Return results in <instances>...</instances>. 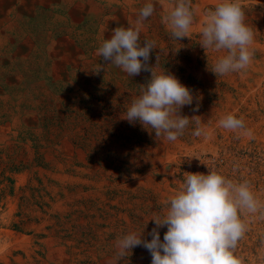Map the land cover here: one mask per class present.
Wrapping results in <instances>:
<instances>
[{"label":"rangeland","instance_id":"1","mask_svg":"<svg viewBox=\"0 0 264 264\" xmlns=\"http://www.w3.org/2000/svg\"><path fill=\"white\" fill-rule=\"evenodd\" d=\"M93 1L94 18L56 19L50 36L48 24L57 11L37 8L19 22L33 49L0 48V264H151L143 246L117 262L115 241L143 229L150 241V219L166 214V201L186 172L216 170L235 182L248 181L264 202V0H241L254 32L252 63L218 77L210 69L223 53H206L195 28L218 0H192L195 22L190 38L180 40L161 22L168 11L162 14L156 0H133L136 18L146 3L155 7L140 36L141 43L156 42L149 66L192 91L193 104L179 114L199 116L207 133L193 136V120L175 142L121 118L151 72L129 77L96 54L113 29L135 21L110 22L107 0ZM62 37L68 38L67 52L51 57L42 49L47 38L50 44ZM63 55L64 72L57 76L55 61ZM228 114L242 117L252 135L219 127ZM246 220L235 254L242 264H264V219L256 214ZM158 231L163 241L167 227Z\"/></svg>","mask_w":264,"mask_h":264},{"label":"clouds","instance_id":"2","mask_svg":"<svg viewBox=\"0 0 264 264\" xmlns=\"http://www.w3.org/2000/svg\"><path fill=\"white\" fill-rule=\"evenodd\" d=\"M168 8L161 22L171 37L190 38L195 22L192 0H175ZM154 11L153 3H146L139 10L134 26L116 27L111 38L104 39L96 51L108 62L105 64L115 65L129 77L139 75L142 70L151 72V79L142 85L140 94L121 118L131 124L138 121L149 134L154 132L158 140L163 137L165 141H177L193 120L196 128L192 135H206L199 116L189 118L179 114L184 106L193 104L192 91L174 75L166 71L158 74L154 70L156 66L148 64L156 42L144 40L141 43L140 36L143 22ZM199 35V45L206 53L208 50L223 53L210 69L217 77L241 73L252 63L254 32L245 23L241 0H218L214 8L204 13ZM156 59L158 61V56ZM193 110L198 111V105ZM218 125L225 130H243L244 135H252L244 119L232 114L221 118ZM166 204L163 217L154 215L150 219L155 223L149 233L150 241L143 238L144 229L116 239L117 262L127 257L133 248L143 246L151 254V264H242L235 251L248 230L246 218L259 214V218L264 219V202L253 186L248 181L228 179L216 170H209L207 174L186 172L179 189ZM165 226L167 231L161 241L158 229Z\"/></svg>","mask_w":264,"mask_h":264},{"label":"bare ground","instance_id":"3","mask_svg":"<svg viewBox=\"0 0 264 264\" xmlns=\"http://www.w3.org/2000/svg\"><path fill=\"white\" fill-rule=\"evenodd\" d=\"M156 1L161 6L162 14L169 10V4L174 3L173 0ZM107 3V13L109 16L107 15L108 17L106 18L111 19L110 22L125 24L128 21H135L136 14L134 8L131 7L133 0H107ZM94 6L93 0H86V2L82 0H0V48L6 47L8 50H11V48L18 46L17 50L14 49L11 50V52H14L15 50L17 52H26L33 49L34 43L31 39V35H29L30 33L24 32L19 26V22L20 20L26 19V16H33L36 14L37 8L53 7V9L57 11L55 20L52 24H48L49 27L47 33L50 36L54 30V25L57 23L56 19L59 20V18H62L64 20L69 18L71 21L79 22L83 19L94 18L96 15ZM198 8L200 7L198 6ZM101 15L106 16V13L101 12ZM203 16L204 15H202V17L200 16V19L196 22L195 28L198 30ZM39 18H41V16H39ZM48 38L45 40L46 42H43L42 49L46 48V52L49 53L51 57H57V54L62 55V51L67 52L68 49L67 47H64L66 45L63 44L68 41L67 37L53 40L50 44ZM17 40L20 42L16 45L15 42ZM69 43L70 42H68L67 45ZM45 44H48V46H45ZM69 46L71 53L75 56H73L72 62H75V58L77 59L76 49L72 44ZM66 56L63 55L56 58V67L54 68L55 75H63L66 62L64 59ZM165 153H169L167 149L165 150Z\"/></svg>","mask_w":264,"mask_h":264}]
</instances>
